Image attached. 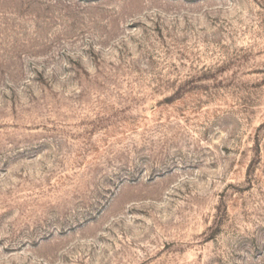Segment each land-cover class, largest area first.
Masks as SVG:
<instances>
[{
	"label": "rangeland",
	"instance_id": "1",
	"mask_svg": "<svg viewBox=\"0 0 264 264\" xmlns=\"http://www.w3.org/2000/svg\"><path fill=\"white\" fill-rule=\"evenodd\" d=\"M0 264H264V0H0Z\"/></svg>",
	"mask_w": 264,
	"mask_h": 264
}]
</instances>
